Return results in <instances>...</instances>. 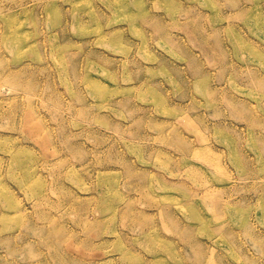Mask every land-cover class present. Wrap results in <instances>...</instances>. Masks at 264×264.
Listing matches in <instances>:
<instances>
[{"label":"rangeland","instance_id":"374dc122","mask_svg":"<svg viewBox=\"0 0 264 264\" xmlns=\"http://www.w3.org/2000/svg\"><path fill=\"white\" fill-rule=\"evenodd\" d=\"M0 264H264V0H0Z\"/></svg>","mask_w":264,"mask_h":264}]
</instances>
